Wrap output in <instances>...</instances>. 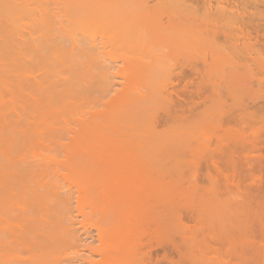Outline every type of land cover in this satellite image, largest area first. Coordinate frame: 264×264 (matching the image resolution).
<instances>
[{
  "label": "bare ground",
  "instance_id": "obj_1",
  "mask_svg": "<svg viewBox=\"0 0 264 264\" xmlns=\"http://www.w3.org/2000/svg\"><path fill=\"white\" fill-rule=\"evenodd\" d=\"M145 1L0 0V264H264L257 74Z\"/></svg>",
  "mask_w": 264,
  "mask_h": 264
},
{
  "label": "rangeland",
  "instance_id": "obj_2",
  "mask_svg": "<svg viewBox=\"0 0 264 264\" xmlns=\"http://www.w3.org/2000/svg\"><path fill=\"white\" fill-rule=\"evenodd\" d=\"M139 1H140V3H143V4H144V2L145 3L147 2L145 0L144 1L143 0H137V2H139ZM141 1H143V2H141ZM254 1L255 0H149V4H150V6H152V8L154 10L159 11L160 16L161 15L166 16L168 13H174L176 18H177V17H179L178 14L181 13L180 17H179L180 21H179V19H176L177 22H183L182 20L184 19V23H185V21L189 20L188 21L189 23L186 22V23H188V26H190L193 23L191 28L194 27L197 31L202 32L203 35L207 38L206 42L196 43V48L203 47L201 49V52H203L204 54H207V53L213 54V51H211L212 52L211 53L209 50L210 49L214 50V48L216 47L215 51H214L215 54H217V52L219 50L222 52V53L218 52V53H220L219 55L224 53V55L227 57V54L229 53L228 54L229 58H231L229 55L234 56L232 58H235V57L239 58L238 60L241 61L240 63H242V64H238L239 62H237L238 60H236V58H235V62L237 64L234 62V65H235V66L233 65L234 70L236 69L235 71L238 72V70L240 69L239 71L243 72V74L253 73V71H254L253 74L256 73L257 76L255 75L254 79L255 78L256 79L254 82H252V84H253L252 86H254V90H256V88H259L256 90L257 92H259L261 90L258 95L264 96V94H262V93H264V79H263L264 78V72H263L264 71V3L259 1V0H256L255 2ZM165 4L167 6L169 4H171V6H172L171 9H170V7H167ZM172 9H173V11H172ZM179 9H181V10H179ZM138 11H139V9H138ZM139 12L146 13V10L140 9ZM184 13L187 15V19L185 18L186 15ZM215 31H217V32H215ZM230 31H231V34H230ZM225 32L226 33L228 32V34H230V37L229 36L228 37L231 38V40H229V38H226L227 36L224 35ZM213 34L218 35V36L216 35V37H217L216 41L218 43L217 42L215 44L213 43L215 40V37ZM227 40H229V41H227ZM198 45H200V46H198ZM212 45H215V46L213 47ZM167 50H169V48ZM186 51H188V50H186ZM203 53H202V55H204ZM208 56H210V55H208ZM196 58L197 57L189 60L185 57L184 60H182V63L184 62L183 63L184 67H185L184 69L185 70L187 69L186 71H188V75L186 72L185 74L187 76L184 75V77H183V79H185V81L182 80L183 84L180 83V87H179L180 88V94L179 95L182 97V94H183V97H182L183 99L180 97V106H182L184 108H185L184 105H186V107L188 106V108H189V105L187 103L189 102L191 104V101H189V99L191 100V98H193V97H191L192 92L195 93L193 91V89L197 88L201 82V81L199 82V77L197 78L196 74H194V75L189 74L190 65L192 62L193 63L198 62L199 67L201 69H203V61L201 60V56H198V58H197V60L200 59L201 62H200V60L197 61ZM232 58L230 60H232ZM250 58H252V59H250ZM231 62H233V61H231ZM258 67H259V69H258ZM249 69H250V71H249ZM262 69H263V71H262ZM259 71H261V72H259ZM241 72H238V73L242 74ZM190 73H192V72H190ZM189 75L192 77H190ZM187 77H189V78H187ZM195 77L197 78V80L194 79ZM186 78H187V80H186ZM193 79H194V81H193ZM194 82L196 85H192V84H194ZM196 82L197 83L199 82V84H197ZM188 84H189V87L187 88ZM183 86H186V87H183ZM195 86H197V87H195ZM200 86L202 88L203 85L200 84ZM200 86L197 88L198 90L200 89L199 93L204 92V87H203V89H201ZM197 89H195V91L198 93ZM207 90H210V89L208 88ZM205 92H206V88H205ZM205 92H204V94H205ZM207 92L210 93L211 91H207ZM207 95H208V93H207ZM193 96H196V94H193ZM189 97H191V98H189ZM195 98H197V96ZM185 100H186V103H185ZM182 102H184V103H182ZM257 106L258 105L253 106L249 109V113L251 111V114L253 112H255L254 110H256L257 113L259 112L258 115L256 112L254 114H252L255 116V118H254V116L252 117V115L249 116L250 114L248 113V111L244 112L243 110L239 111L238 114H240V112L241 113L244 112L245 114L242 113L241 117L236 116L238 125H241V126H238L239 129L241 127H243L244 124L248 125V126H246V125L244 126V128L247 127V129H245L244 133H246L245 134L246 135L245 136L246 141L248 138L249 139H248V142H245L242 145L244 147L242 149H240V151L242 152V153L240 152V155H242L241 157H243V159L241 157L236 158L237 162H238V159L239 160L241 159V161L238 162L236 167H238V165H239L238 168L243 170L242 172H247L246 170H247L248 166L252 165V163H253V161L251 162L250 159H246V160H249V162H251V163L248 164V161H247V163L245 164V162H246L245 161V158H246L245 155L249 156L248 158H251V156L256 154V153L252 152V151H254V150H252V149H254V146H252L253 144H249V143L251 141H254V139H253V137H251V135L254 132V130H257V128L261 127L263 120H264V117H263L264 116V106L260 105V106H262L261 110H260V106L258 107V110H260V111H258L256 109ZM254 107H255V109H254ZM252 109H254V110H252ZM247 114L249 117L247 116ZM261 116H262V118H261ZM250 117H252V118L250 119ZM247 119H249V120H247ZM239 122H240V124H239ZM244 128H242L241 130L243 131ZM247 134H248V136H247ZM251 138H252V140H251ZM258 147L260 148V151L262 150L261 153H263L262 154L263 160L260 162L256 160L257 162H254V165L256 167V168L254 167V171L256 173L258 172L257 175L259 174V176H261L263 174L261 176L263 178L264 177V141L263 140L258 143ZM248 150H250V151H248ZM238 151H239V149H238ZM247 152H249V153L247 154ZM251 152L253 155H249ZM232 158H234V157H232ZM226 161L227 160H223V162H222V161L218 160L217 163L220 162L221 165L224 163L223 165H225L226 167L222 165V168H223V170L225 169V172L229 169L228 173L227 172L226 173L228 175L231 173V175H229V177H230V179H232L234 177V173H232V171L234 172L233 167L235 166L236 163H234V161H235L234 160L233 164H232L233 167L231 169L230 166H232V165L228 166L227 164H231L232 162L230 163V161H232V159H230V161L228 160L227 163H226ZM220 163H218V165H220ZM210 164L206 165L207 167L204 166V169H202V173H203L204 178H206V176H207L208 169L211 171V169L213 168ZM244 165H246L245 169H244ZM208 166H211V167H208ZM261 166H262V168H261L262 170L258 169ZM236 167H235V169H236ZM230 169H231V172H230ZM237 169H236V171H237ZM258 170H260V171H258ZM213 171H214V169H212V172ZM240 171L238 169L237 172L239 173V175L237 173V176H239V178L240 177L243 178L245 174L241 173ZM261 171H262V174L260 175ZM247 178L249 179V177H247ZM155 242H156V238H153V245H154L153 255L154 256L156 255L157 258H160V260H162V256H163L162 255V248L160 246L158 247L157 243H155Z\"/></svg>",
  "mask_w": 264,
  "mask_h": 264
}]
</instances>
